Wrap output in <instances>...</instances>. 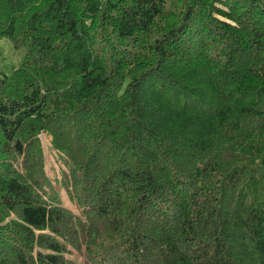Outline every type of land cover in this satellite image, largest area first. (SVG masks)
Returning a JSON list of instances; mask_svg holds the SVG:
<instances>
[{"label": "trees", "instance_id": "trees-1", "mask_svg": "<svg viewBox=\"0 0 264 264\" xmlns=\"http://www.w3.org/2000/svg\"><path fill=\"white\" fill-rule=\"evenodd\" d=\"M0 36V264H264V0H0Z\"/></svg>", "mask_w": 264, "mask_h": 264}, {"label": "rangeland", "instance_id": "rangeland-1", "mask_svg": "<svg viewBox=\"0 0 264 264\" xmlns=\"http://www.w3.org/2000/svg\"><path fill=\"white\" fill-rule=\"evenodd\" d=\"M25 49V45L15 47L10 39L5 36H0V71L2 73L9 74L22 59ZM40 138L44 155L45 172L46 175H48L53 180L55 177H60L61 163L50 146V136L43 134ZM62 200L66 207L78 212L75 208V205L68 197L62 195Z\"/></svg>", "mask_w": 264, "mask_h": 264}]
</instances>
